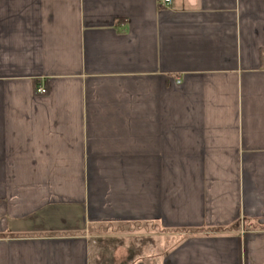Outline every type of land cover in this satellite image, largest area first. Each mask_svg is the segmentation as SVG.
I'll return each mask as SVG.
<instances>
[{"label":"crops","instance_id":"obj_1","mask_svg":"<svg viewBox=\"0 0 264 264\" xmlns=\"http://www.w3.org/2000/svg\"><path fill=\"white\" fill-rule=\"evenodd\" d=\"M0 264H264V0H0Z\"/></svg>","mask_w":264,"mask_h":264},{"label":"rangeland","instance_id":"obj_2","mask_svg":"<svg viewBox=\"0 0 264 264\" xmlns=\"http://www.w3.org/2000/svg\"><path fill=\"white\" fill-rule=\"evenodd\" d=\"M177 241H173L172 239H169V241H164V242H162V244H163V247H162V249L164 248V249H167V248H169V246H171L172 244H175ZM95 244V243H94Z\"/></svg>","mask_w":264,"mask_h":264},{"label":"built area","instance_id":"obj_3","mask_svg":"<svg viewBox=\"0 0 264 264\" xmlns=\"http://www.w3.org/2000/svg\"><path fill=\"white\" fill-rule=\"evenodd\" d=\"M170 1H171V0H163L164 3H167V2H170ZM37 91H38L39 93H44V92L46 91V88L43 87V86H39V87L37 88Z\"/></svg>","mask_w":264,"mask_h":264}]
</instances>
